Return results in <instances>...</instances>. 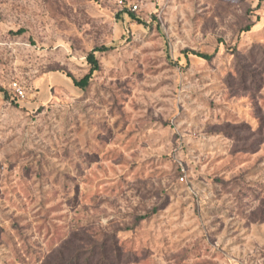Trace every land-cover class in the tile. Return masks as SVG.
Here are the masks:
<instances>
[{
    "label": "rangeland",
    "instance_id": "1",
    "mask_svg": "<svg viewBox=\"0 0 264 264\" xmlns=\"http://www.w3.org/2000/svg\"><path fill=\"white\" fill-rule=\"evenodd\" d=\"M0 90V264H264V0H0Z\"/></svg>",
    "mask_w": 264,
    "mask_h": 264
},
{
    "label": "trees",
    "instance_id": "2",
    "mask_svg": "<svg viewBox=\"0 0 264 264\" xmlns=\"http://www.w3.org/2000/svg\"><path fill=\"white\" fill-rule=\"evenodd\" d=\"M261 1L262 0H258V5L260 4ZM124 15L127 16L133 22H136L140 25L144 24V22L140 18L136 17L134 13L127 10L126 7H124V10L120 12L117 17L118 19H123ZM247 30L248 28L245 31ZM22 32H23L22 29L17 31L18 34ZM110 49H112V47H106L104 45L94 47L93 49H91L86 54V57H85V61L89 66L88 72L84 76H82L80 79L74 78L72 75H70L69 73L65 71H62L61 73L72 82L74 87L78 88L79 90L84 91L89 86L94 74L100 70V63L97 59V54L105 53L107 51H110ZM184 54L186 58L188 57L189 54H191L205 61H210L213 57V54H205V53L194 52V51H184ZM147 217L148 215L143 216L142 218H140V220L146 219ZM79 241L81 243L76 245V247L72 248L71 255L67 259H65V256L60 255L59 257H57V260H56L58 262L52 263V264H82L81 258H82L83 253L87 254L86 259H88V262H90V264H99L101 263L102 260L105 261L106 259L105 255L107 252L110 251L111 253H116L118 249L115 243L112 246H110V248L105 247V240L99 242L97 240L92 239L86 243L84 242L83 239H79ZM85 244H86V249L83 247L85 246ZM48 264H51V263H48Z\"/></svg>",
    "mask_w": 264,
    "mask_h": 264
},
{
    "label": "built area",
    "instance_id": "3",
    "mask_svg": "<svg viewBox=\"0 0 264 264\" xmlns=\"http://www.w3.org/2000/svg\"><path fill=\"white\" fill-rule=\"evenodd\" d=\"M15 85H17V84H15ZM16 91H17L18 98L23 96V93L21 91V88H17Z\"/></svg>",
    "mask_w": 264,
    "mask_h": 264
}]
</instances>
